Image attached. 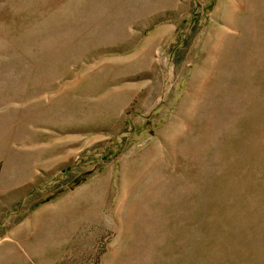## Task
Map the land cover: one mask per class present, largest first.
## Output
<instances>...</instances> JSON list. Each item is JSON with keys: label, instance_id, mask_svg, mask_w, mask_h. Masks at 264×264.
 <instances>
[{"label": "rangeland", "instance_id": "rangeland-1", "mask_svg": "<svg viewBox=\"0 0 264 264\" xmlns=\"http://www.w3.org/2000/svg\"><path fill=\"white\" fill-rule=\"evenodd\" d=\"M0 264H264V0H0Z\"/></svg>", "mask_w": 264, "mask_h": 264}]
</instances>
